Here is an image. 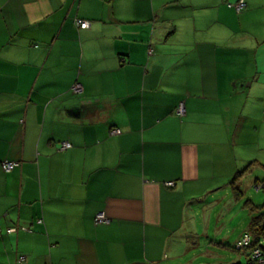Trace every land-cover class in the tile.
I'll list each match as a JSON object with an SVG mask.
<instances>
[{"label": "crops", "instance_id": "crops-1", "mask_svg": "<svg viewBox=\"0 0 264 264\" xmlns=\"http://www.w3.org/2000/svg\"><path fill=\"white\" fill-rule=\"evenodd\" d=\"M237 1L0 0V264H264L229 248L264 156V0Z\"/></svg>", "mask_w": 264, "mask_h": 264}, {"label": "built area", "instance_id": "built-area-1", "mask_svg": "<svg viewBox=\"0 0 264 264\" xmlns=\"http://www.w3.org/2000/svg\"><path fill=\"white\" fill-rule=\"evenodd\" d=\"M228 7L235 9L236 12H241L244 9H246L247 4H246V2L244 0H239L235 4L228 3ZM76 24L79 27H81V28H86V27L89 26V22L86 21V20H76ZM72 89H73L74 92H79L80 91V85L79 84H74L73 87H72ZM177 113L178 114H183V107L182 106H179L177 108ZM119 132L120 131L118 129H113L111 131L112 134H117ZM70 147H71V144L69 142H62L61 143V146H60V148L63 149V150L64 149H67V148H70ZM18 165H19V163H17V162H13V161H3L1 163V168L5 172H10L13 168H15ZM168 185H172V184L168 183ZM95 219L98 222H105V221H107V218L105 217V215L103 213L97 214L96 217H95ZM39 222H41V220H39ZM15 230H16L15 228H9L7 230V232H14ZM249 241H250L249 236L248 235H245L243 237V239L237 243V249L238 250L243 249L244 247H246L249 244ZM251 256H252L251 257L252 259H257L260 262H264V258H261V253H260V251L258 249L253 250ZM19 258L21 260H24L25 259V256H20Z\"/></svg>", "mask_w": 264, "mask_h": 264}, {"label": "trees", "instance_id": "trees-1", "mask_svg": "<svg viewBox=\"0 0 264 264\" xmlns=\"http://www.w3.org/2000/svg\"><path fill=\"white\" fill-rule=\"evenodd\" d=\"M245 171L246 170L238 172L236 174L235 178L233 179V181L231 182V184H232V192H233L235 198H239L240 197L239 189H238V187H237V185L235 183L245 173ZM253 209H255V208H253ZM253 209L251 210L253 215H252V218L250 220L249 229L246 232V235H248L249 238H250L249 244L246 246L249 249L247 254L250 257H252L251 256L252 252L255 249H258L260 251V253H261V250L259 249L260 240L262 238H264V213H254ZM256 209H257V207H256ZM229 248H231V247H229ZM261 258H264L262 253H261ZM253 260H257V259H253Z\"/></svg>", "mask_w": 264, "mask_h": 264}, {"label": "rangeland", "instance_id": "rangeland-1", "mask_svg": "<svg viewBox=\"0 0 264 264\" xmlns=\"http://www.w3.org/2000/svg\"><path fill=\"white\" fill-rule=\"evenodd\" d=\"M229 3H231V4H235L236 2H229ZM227 5H228V3H227ZM261 161L262 162H260L261 164H259V165H254V164H252L251 165V170H250V168H249V170L247 169L246 171H247V174L245 175V178H252V179H257L261 184H260V186H262V188H260V196H259V198H257V200L256 201H254V200H252V199H250L249 198V196L248 195H250V194H248L247 195V197L245 198V199H243L244 201L245 200H251V202L252 203H254L255 205H256V207H257V209L255 208V209H253L254 210V213H260V210L262 211L261 213H264V156L261 158ZM245 178H244V181H245ZM247 180V179H246ZM249 180V179H248ZM246 182V181H245ZM247 183V182H246ZM245 187L244 186H240V185H238V189H239V191H242L243 192V189H244ZM243 201V202H244ZM239 204H242V202L241 203H239ZM249 210V208L247 209V211ZM246 211V212H247ZM250 211V210H249ZM247 212V213H249V214H251L252 213V211L251 212ZM246 213V214H247ZM249 214H247V215H249ZM252 217V216H251ZM215 230H217V229H215ZM242 240V239H241ZM241 240H239V241H241ZM218 241H221V240H218ZM238 241V242H239ZM237 242V243H238ZM237 243L236 244H234L233 246H231L232 248H230V250L231 251H233V252H235V253H237V251H236V249H237ZM232 245V244H231ZM238 250V249H237ZM241 250H247V252L249 251V249L247 248V247H244L243 249H241ZM248 258H251L249 255L247 256Z\"/></svg>", "mask_w": 264, "mask_h": 264}]
</instances>
